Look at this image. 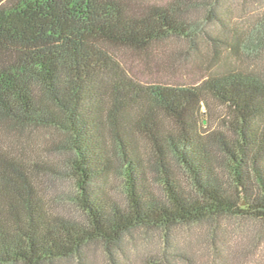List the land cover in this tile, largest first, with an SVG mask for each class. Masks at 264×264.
<instances>
[{"label":"trees","instance_id":"1","mask_svg":"<svg viewBox=\"0 0 264 264\" xmlns=\"http://www.w3.org/2000/svg\"><path fill=\"white\" fill-rule=\"evenodd\" d=\"M191 3L0 0V123L16 136L65 133L52 153H70L64 172L0 143V264H87L95 243L122 264L113 250L134 230L264 221V80L231 63L197 86L148 85L119 60L120 50L149 54L170 39L194 45L179 14ZM236 40L229 51L241 59ZM209 100L225 109L222 130L204 128ZM115 171L117 200L107 191ZM42 173L52 185L72 180L57 197L63 211L41 198Z\"/></svg>","mask_w":264,"mask_h":264},{"label":"rangeland","instance_id":"2","mask_svg":"<svg viewBox=\"0 0 264 264\" xmlns=\"http://www.w3.org/2000/svg\"><path fill=\"white\" fill-rule=\"evenodd\" d=\"M145 1L170 4L176 0ZM179 14L192 27L195 44L190 39H170L157 44L149 54L120 50L119 60L132 77L148 85L197 86L236 63L244 73L264 80V0H192ZM239 36L243 38L241 59L229 51ZM203 111H209L205 130L221 129V121L226 117L224 107L209 100ZM67 139V134L44 127H32L16 136L0 123V143L4 149L29 164L59 165L64 171L69 151L65 149L60 156L52 151L54 142ZM38 175L37 188L48 209L63 211L57 197L69 195L72 180L65 177L52 185L43 179V173ZM122 183L115 171L107 191L116 200L122 197ZM113 253L122 264H264V221L230 216L169 231L134 230ZM85 257L87 264H112L106 248L99 243L89 245ZM77 263L70 259L61 264Z\"/></svg>","mask_w":264,"mask_h":264}]
</instances>
